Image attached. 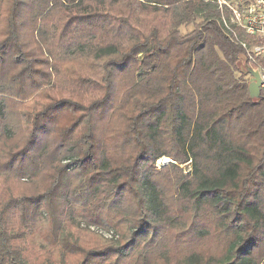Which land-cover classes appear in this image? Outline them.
Listing matches in <instances>:
<instances>
[{"label":"trees","instance_id":"trees-1","mask_svg":"<svg viewBox=\"0 0 264 264\" xmlns=\"http://www.w3.org/2000/svg\"><path fill=\"white\" fill-rule=\"evenodd\" d=\"M220 18L0 0V264H264V90Z\"/></svg>","mask_w":264,"mask_h":264},{"label":"built area","instance_id":"built-area-1","mask_svg":"<svg viewBox=\"0 0 264 264\" xmlns=\"http://www.w3.org/2000/svg\"><path fill=\"white\" fill-rule=\"evenodd\" d=\"M217 4L225 34L243 49L247 65L259 75L260 91L264 90V0H217Z\"/></svg>","mask_w":264,"mask_h":264},{"label":"rangeland","instance_id":"rangeland-1","mask_svg":"<svg viewBox=\"0 0 264 264\" xmlns=\"http://www.w3.org/2000/svg\"><path fill=\"white\" fill-rule=\"evenodd\" d=\"M192 30V26H188V27H184L181 29V32L183 34H186L188 32H190ZM169 160V159H168ZM170 163V160L169 162H166L165 159H161L159 161L156 162V167H157V170H161L164 166L168 165ZM182 170H183V173L184 175L189 173L190 171V168H185V167H182ZM81 228L83 229H86L85 226H83V224L80 225ZM89 231L93 234H98L100 235L103 239H109L110 236L108 235V233L104 232V231H101V230H98L96 228H92V227H89ZM86 241H88V239L86 238ZM92 242L90 241L88 244H91Z\"/></svg>","mask_w":264,"mask_h":264},{"label":"water","instance_id":"water-1","mask_svg":"<svg viewBox=\"0 0 264 264\" xmlns=\"http://www.w3.org/2000/svg\"><path fill=\"white\" fill-rule=\"evenodd\" d=\"M246 72L248 75H250V79L248 82L249 98L253 100H257L260 98V86H261L259 75L256 71H252L251 69H247Z\"/></svg>","mask_w":264,"mask_h":264},{"label":"bare ground","instance_id":"bare-ground-1","mask_svg":"<svg viewBox=\"0 0 264 264\" xmlns=\"http://www.w3.org/2000/svg\"><path fill=\"white\" fill-rule=\"evenodd\" d=\"M165 161H166V162H169V160H168V159H165Z\"/></svg>","mask_w":264,"mask_h":264}]
</instances>
